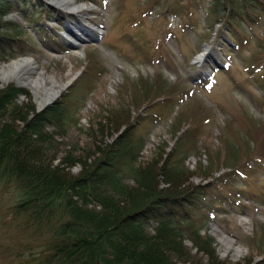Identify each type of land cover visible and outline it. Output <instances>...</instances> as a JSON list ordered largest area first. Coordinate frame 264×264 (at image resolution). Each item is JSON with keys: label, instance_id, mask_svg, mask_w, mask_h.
I'll return each instance as SVG.
<instances>
[{"label": "rangeland", "instance_id": "1", "mask_svg": "<svg viewBox=\"0 0 264 264\" xmlns=\"http://www.w3.org/2000/svg\"><path fill=\"white\" fill-rule=\"evenodd\" d=\"M23 1L28 4V13H31L29 9L32 5L36 7L34 9L45 7L50 16L38 14L30 18L31 15L28 16L26 11L22 13L20 20L13 18L14 14L7 16L4 21L13 24L8 26L9 29L12 28L11 34L18 31L14 25H22L25 29L17 39L7 38L2 41V53L10 57L11 53L32 47L33 54L27 56L33 58L36 71L29 75L42 79L43 85L52 82L55 87L68 83L72 86L77 78L85 75L83 80L86 83L81 81L77 85L84 94L87 93L85 98L79 100L78 93L67 94L70 88L68 86L56 100L68 106L73 119H78L76 124L62 129L55 126L46 129L55 143L53 151H47L43 160L52 169L61 168L64 178L78 177L103 154L101 150L104 151L122 136L130 141L132 134V138H143L144 141L141 156L137 158L139 165L144 166L154 160L160 168L168 166L176 156L173 152L172 157H168L170 147L177 137L171 134L185 132L188 137L191 132L187 134L186 130L194 127L198 134H193L192 139L196 141L193 147L187 149L183 140L178 144L183 154H191L185 160L187 174L188 170L202 168L201 163H206V170L214 160L223 162L224 167L233 168L232 157L238 158L242 154L247 158L253 157L252 149L247 148L244 153L229 146V139L237 147L245 148L251 137V144L257 147L256 150H264V67L254 75L250 74L253 69L246 72L247 65L258 59L257 54L264 53V21L257 22L253 28L245 25L247 35L236 34V39L232 40L222 30L220 20L206 13L207 0H198L197 3L178 0L176 8L170 7L167 11L160 10L163 9L161 2L149 0H91V3L82 4V13L71 15L63 8L53 9L47 5H54L57 0ZM83 15L85 21H82ZM34 18H41L39 26L43 27L44 33L37 34L39 26L36 27L31 22ZM251 31H254L253 35L260 37L254 39L258 44L249 41ZM203 53L204 58L195 66L196 56ZM6 57L0 58V64L9 60ZM187 79L199 88L184 86L190 85L185 83ZM208 79L214 87L200 91ZM140 80L146 83V87H150L149 103L158 96L164 100H160L149 111L154 118L146 116L136 121L137 109L126 99L134 96V101L146 102L147 89L138 86ZM175 83H178V88L172 99H178V104L174 100L165 99L173 95L170 90L172 88L167 84ZM6 86L8 85H0V90ZM21 89L25 91V95L19 96L16 103L20 108L26 107L28 117L31 118L39 110L31 91ZM244 91L249 92L245 93L247 98L241 93ZM172 102L173 110L169 111L168 105ZM118 107L129 110V120L134 125L131 128L121 125L111 132V136L101 135L98 130L105 120L101 116L108 115L112 108ZM184 114L186 116L182 117ZM141 122L143 125L140 126ZM5 123L8 124V120ZM11 123L12 133H20L24 124L20 121ZM189 143L190 141L187 145ZM76 145L79 148L73 149ZM40 147L45 150L44 146ZM67 154H71L75 164L62 163ZM244 156L240 157L241 161ZM31 160L34 163L32 166L37 165L34 162L36 157ZM253 165L256 169L248 177L240 175L230 193V188L227 194L219 193V202L212 209L214 218L207 215L204 224L196 215L192 219L197 223L192 231L195 229L201 236H209L216 242L220 261L228 260L231 264H264V256L260 255L264 248L257 251L255 247H251L255 243L248 245V239L256 229L258 232L264 229V166H258V162H253ZM5 173H2L1 165L0 264H55L43 256L48 249L61 245L55 234L59 230L58 226L65 224L67 216L58 220V212L50 220L41 218L37 222L30 216V212L15 215V207L25 200L23 190ZM200 180L188 178L182 184L198 185ZM124 183L130 188L136 187L135 181L129 177H124ZM223 185L230 186V183L227 184L226 180ZM167 187L168 185L159 183L157 190L164 191ZM73 201L78 203L76 198ZM129 205L132 206L133 202L127 200L118 204L123 213L130 210ZM86 209L93 213L103 211L101 206L90 202ZM152 228L153 224L149 223V229ZM215 235H221L225 240L217 242ZM260 235L258 233L254 241ZM263 238L264 236L262 240ZM230 242H233V249H238L239 254H235L234 250L224 252ZM184 246L190 251L188 262L183 263L177 259L173 260L174 264H209L208 259L197 252L188 240L184 242Z\"/></svg>", "mask_w": 264, "mask_h": 264}, {"label": "trees", "instance_id": "2", "mask_svg": "<svg viewBox=\"0 0 264 264\" xmlns=\"http://www.w3.org/2000/svg\"><path fill=\"white\" fill-rule=\"evenodd\" d=\"M20 4L19 0H0V41L8 32L2 16ZM207 5L210 16H219L231 33L264 16V0H209ZM24 93L14 85L0 90V166L2 173L6 172L23 190L25 200L15 207V215L30 212L37 222L41 218L50 220L58 212V220L67 216V223L58 226L55 234L61 245L48 249L43 257L55 264H174L177 259L188 262L190 251L182 243L185 235L170 212L175 205L192 212L201 210L200 200L204 199L199 196L208 193L211 183L185 186L182 183L187 180L186 170L165 165L158 168L154 160L137 166L140 145L125 139L126 136L101 150L103 154L78 177L64 178L61 168L52 169L43 159L47 151H53L55 143L46 127L55 125L62 129L70 125L67 106L56 103L30 118L26 107L20 108L16 103ZM138 101L130 103L136 112L144 106ZM102 117L104 125L98 131L103 136H111L121 125L131 126L126 108H112ZM139 118L137 114L135 119ZM12 121L24 124L16 135L11 130ZM34 157L37 165L32 166ZM62 163L73 165L75 160L67 154ZM122 166L135 180L136 187L124 183ZM159 183L168 187L159 191ZM75 198L78 203L73 201ZM127 200L133 205L123 213L118 204ZM88 202L101 206L103 211H88ZM149 222L155 225L152 233L148 231ZM192 242L209 264H231L219 260L211 238L196 236Z\"/></svg>", "mask_w": 264, "mask_h": 264}, {"label": "bare ground", "instance_id": "3", "mask_svg": "<svg viewBox=\"0 0 264 264\" xmlns=\"http://www.w3.org/2000/svg\"><path fill=\"white\" fill-rule=\"evenodd\" d=\"M55 5L63 8L69 13H82V8L75 6L72 0H59ZM84 15L82 21H85ZM201 60V57L199 58ZM36 71L34 61L30 57H19L8 64L0 65V85L5 86L9 83L18 84L21 87L29 89L33 95L37 110L48 108L51 103L57 100L62 92L66 89L65 85L55 87V84L49 82L48 85H43V80L39 78H32L29 74ZM3 90V89H1ZM217 232V231H216ZM217 242H223V236L215 235ZM230 244V245H229ZM227 244L226 252L234 250L235 254H239L238 249H233V242Z\"/></svg>", "mask_w": 264, "mask_h": 264}]
</instances>
